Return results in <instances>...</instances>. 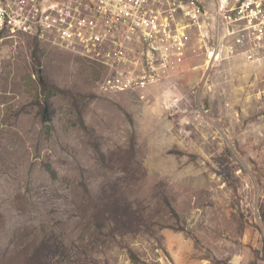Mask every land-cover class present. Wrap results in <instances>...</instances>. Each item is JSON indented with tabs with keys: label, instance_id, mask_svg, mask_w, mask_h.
I'll list each match as a JSON object with an SVG mask.
<instances>
[{
	"label": "rangeland",
	"instance_id": "374dc122",
	"mask_svg": "<svg viewBox=\"0 0 264 264\" xmlns=\"http://www.w3.org/2000/svg\"><path fill=\"white\" fill-rule=\"evenodd\" d=\"M76 48L0 32V264H264V45L199 103L196 59L106 91Z\"/></svg>",
	"mask_w": 264,
	"mask_h": 264
},
{
	"label": "built area",
	"instance_id": "2783aa9c",
	"mask_svg": "<svg viewBox=\"0 0 264 264\" xmlns=\"http://www.w3.org/2000/svg\"><path fill=\"white\" fill-rule=\"evenodd\" d=\"M0 32L65 45L108 69L106 91L144 89L196 59L205 75L260 59L264 0H0Z\"/></svg>",
	"mask_w": 264,
	"mask_h": 264
},
{
	"label": "trees",
	"instance_id": "16d2710c",
	"mask_svg": "<svg viewBox=\"0 0 264 264\" xmlns=\"http://www.w3.org/2000/svg\"><path fill=\"white\" fill-rule=\"evenodd\" d=\"M44 110H45V112L47 113V110H48L47 105L44 107ZM48 120H49V118L46 116V117H45V121H48ZM252 264H255V263H252Z\"/></svg>",
	"mask_w": 264,
	"mask_h": 264
}]
</instances>
